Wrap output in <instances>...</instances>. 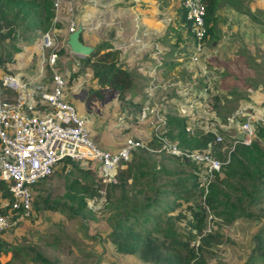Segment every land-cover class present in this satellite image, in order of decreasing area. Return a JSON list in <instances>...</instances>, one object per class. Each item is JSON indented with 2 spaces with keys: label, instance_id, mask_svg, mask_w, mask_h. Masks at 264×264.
I'll return each instance as SVG.
<instances>
[{
  "label": "rangeland",
  "instance_id": "rangeland-1",
  "mask_svg": "<svg viewBox=\"0 0 264 264\" xmlns=\"http://www.w3.org/2000/svg\"><path fill=\"white\" fill-rule=\"evenodd\" d=\"M54 1H57L56 5ZM242 1L241 5L247 7L249 13H255L263 19L260 23L251 20L255 35L253 40L248 37L247 43L243 42L242 36L236 33L230 39L224 38L225 43L215 51L204 40L199 59L190 63L188 56L191 41L187 36L186 25L180 19L182 10L179 0H52L51 21L55 14L57 17L54 22H58L59 26L53 25L56 47L63 48L54 67L63 76L65 98L73 103L85 120L88 130L95 133L97 139L92 135L93 139L98 142V138H105L110 140V144L116 145L127 136H133L150 145L148 141L153 139V133L166 126L167 115L188 113V116L196 114L198 117L195 121L188 118V123L200 132L202 127L213 126L214 120L219 129L224 131L222 125L231 117V126L226 128L227 133L224 132L222 137L223 145L229 146L233 135L237 134V123L245 119V114L242 113L251 109L244 106L246 101H252L247 103L249 105L261 107L263 111L258 110L257 113L264 117V98H259L264 92V49L260 47L258 40L264 39V5L259 7L264 0ZM221 18V22L226 21L222 14ZM71 21L75 26L77 23L81 24L84 43L90 42L95 46L100 41H108L112 48L119 50V63L131 72L130 88L118 93L97 84L90 67L82 61L86 55L72 52L65 42ZM222 24L226 28L225 23ZM18 30L19 27L15 29L16 32ZM6 31L5 26L0 29V33L3 32L4 35ZM42 32L36 30L33 36L26 37L16 35V50L12 51V60L8 62L11 64L13 61L19 67L16 68L14 63V66L8 64L9 71L22 73L24 70V77L33 72L29 69L36 65L39 49L47 53L46 48L37 45ZM228 32V28H218L219 37ZM257 33L260 36L256 37ZM176 34L179 35L178 38ZM7 41L13 40H2L1 44L5 49L9 47ZM198 63L199 70L191 71ZM12 67L14 70H10ZM44 69L49 76V68L44 66ZM201 75L203 83L197 80ZM97 88L99 90L96 92ZM213 102L215 107L212 106ZM146 106L153 110L140 117V112ZM180 109L184 112L181 113ZM157 123L162 126H156ZM255 125L263 129L262 136L256 139L264 148V123ZM150 146L159 148V144ZM225 151L226 149L218 147L216 152L222 157L225 156ZM150 152L154 157L162 158L161 162L168 167H180L179 163L172 161L173 158L183 160L164 151ZM189 163L198 168L199 186L204 179H212L213 174L209 176L201 162ZM61 166L58 163L48 177L34 184L29 215L20 218L0 235L5 238H0L3 243L20 247L18 252L23 255V262L19 264H98L101 259H104L105 264H143L135 257L114 252L110 243L102 241L108 230L106 216L112 211L105 201L103 186L99 189V196L86 197L84 218L69 217L59 208L67 205L64 204L67 200L63 194L69 181L79 179L76 166L90 170L93 178L102 177L100 169L90 160H73L65 168ZM186 166L189 165H181L184 169ZM68 168L72 173L67 171ZM79 181H83V178ZM200 198L202 199V195L197 199ZM47 203H54L57 208L42 206ZM184 204L181 201L180 207ZM248 209L254 213L264 210V201L251 205ZM263 218L255 220L256 218L241 217L224 222L207 210L204 231L216 229L218 225L220 233L219 249L215 250V255H206L207 264H233L234 260L242 261L249 253L252 232ZM183 222L179 220L175 225L184 231L188 228ZM194 240L197 244L198 237ZM36 254L44 260L35 257Z\"/></svg>",
  "mask_w": 264,
  "mask_h": 264
},
{
  "label": "trees",
  "instance_id": "trees-1",
  "mask_svg": "<svg viewBox=\"0 0 264 264\" xmlns=\"http://www.w3.org/2000/svg\"><path fill=\"white\" fill-rule=\"evenodd\" d=\"M201 1L204 5L206 29L204 39L209 46H214L219 39L217 23L222 20L218 12L221 5L236 8L240 14L248 16L255 23L263 20L255 13H249L247 7L241 5L242 0ZM52 16V0H0V29L5 26L7 30L5 35L0 33V64L12 60L11 53L16 50L14 40L17 34L26 37L33 36L36 30L45 31L52 23ZM180 19L185 23L190 39L183 10ZM54 25L59 27L58 22ZM176 37L179 35L176 34ZM7 38L13 41H7L9 47L5 49L1 42ZM79 39L82 40L81 34ZM56 52L61 55L63 48ZM118 53L119 50L112 48L108 41H100L82 61L90 67L99 86L122 93L130 88L132 79L129 69L119 63ZM194 69L199 70L198 66H193L191 71ZM197 80L203 83V76L197 77ZM98 90L97 88L96 92ZM214 103L213 107L216 106ZM167 116L171 128L165 131L163 129L161 133L180 146L205 148L207 141L213 137L211 131L198 137L184 131L186 122L198 119L196 114ZM219 131L224 134L222 130ZM262 131V127L256 125L254 136L248 144H234L228 161L213 173L212 179L207 183L202 199H197L202 195L203 189L198 184V168L195 164L173 158L172 161L179 163L180 167H168L161 162L162 158H156L146 148L138 147L132 151L128 160L121 162L116 168L114 182L104 181L102 177L93 178L90 170L76 166L79 179L69 181L63 194L67 200L64 204L67 205L59 208L69 217L84 218L86 197L99 196V189L103 186L105 201L112 211L106 216L108 230L102 241L110 243L114 252L135 257L143 264H207L206 255H215L220 243L218 225L216 229L204 231L207 210L224 222L241 217L256 218L255 220L264 217V210L254 213L248 209L251 205L264 201V148L256 139L262 136ZM152 138L148 144L157 145L160 142L156 136L152 135ZM217 148L218 145L214 144L211 151L221 158L220 153L216 152ZM59 163L65 168L68 163H73V159L65 157ZM181 165L189 166L184 169ZM67 171L72 173L70 168ZM80 178L83 181H79ZM4 198L10 199V191L0 182V201ZM181 201L185 203L183 207H180ZM42 206L57 208L54 203ZM173 210H176L175 213H171ZM4 211L5 207L0 205V213ZM179 220H183V225L188 229H178L175 223ZM259 222L251 235L249 253L242 261L234 260L233 264H264V218ZM196 237L197 244L194 243ZM1 251L5 249L0 241ZM35 257L44 260L37 254ZM103 260L98 264H105Z\"/></svg>",
  "mask_w": 264,
  "mask_h": 264
},
{
  "label": "built area",
  "instance_id": "built-area-1",
  "mask_svg": "<svg viewBox=\"0 0 264 264\" xmlns=\"http://www.w3.org/2000/svg\"><path fill=\"white\" fill-rule=\"evenodd\" d=\"M179 1L187 20L191 41L188 59L193 63L203 52L206 34L204 5L201 0ZM54 4L56 5L57 1H54ZM56 17L54 14L52 26L40 35V47L46 48L47 53L41 50L35 69L30 75L24 77L23 73L5 70L0 64V182L10 191V199L4 198L0 201V205L5 207V211L0 213V235L20 218L29 215L34 184L48 177L55 165L65 157L90 160L100 169L104 181L114 182L115 170L119 164L128 160L134 149L141 147L153 152L164 151L185 161L201 162L210 176L228 161L229 152L236 142L248 144L254 135L255 124L264 123V117L257 113L258 110L263 111L262 109L255 108L245 112V119L237 123V134L233 135L229 146L223 145V134L218 130L215 120L212 121L213 126L202 127L201 132L193 129L188 122L183 126L184 131L193 136L211 131L213 137L207 141L205 148L191 149L180 146L162 135V130L153 133L160 139L158 149L133 136H127L114 148L101 145L93 139L85 120L76 111L73 103L65 98L63 76L54 67L58 58L57 42L53 33ZM74 27L75 24L69 22L67 32ZM44 66L49 68V76ZM195 66H200V63ZM152 110L146 106L140 112V117ZM183 112L182 110L181 113ZM159 125L160 123L156 124ZM230 126L231 117L222 125L223 133H227L226 128L229 129ZM162 129H165V126ZM214 144L226 149L223 158L211 151ZM209 181L208 178L200 183L203 189L202 197Z\"/></svg>",
  "mask_w": 264,
  "mask_h": 264
},
{
  "label": "crops",
  "instance_id": "crops-1",
  "mask_svg": "<svg viewBox=\"0 0 264 264\" xmlns=\"http://www.w3.org/2000/svg\"><path fill=\"white\" fill-rule=\"evenodd\" d=\"M258 2V1H257ZM263 5H264V3L262 4V5H260L259 7H263ZM218 12H219V14L221 15H223L225 18H226V21L225 22H221V21H218V23H217V27L220 29L221 28V30L222 29H225L226 30V28H228V33H226V35H225V33H222V35H220V37H219V40L217 41V43L213 46L212 45V47H214L213 48V51H215L216 49H218L219 50V48L221 47V44H223V43H225V39H230V38H232V36L234 35V34H236V33H238V34H240L242 37H241V41H243V42H246L247 43V41H248V37H251V40H253V38H254V28H253V26L251 25V23H252V21L248 18H246L243 14H240L237 10H234V8L233 7H231V6H228V5H221L220 7H219V9H218ZM227 17L229 18V19H227ZM219 18H220V16H219ZM220 20V19H219ZM222 23H225V25H226V28H225V26L222 24ZM253 24V23H252ZM248 34L249 35H251V36H248ZM257 35L258 36H260L258 33L256 34V37H257ZM261 35H263V34H261ZM82 37V36H81ZM225 38V39H224ZM224 39V42H222V40ZM37 40V39H36ZM258 40H259V42L261 43V48L262 49H264V47H263V45H264V39H262V38H258ZM83 41V40H82ZM87 44V43H86ZM88 44H91L90 42H88ZM37 45L39 46L40 45V43L38 42L37 43ZM92 45V44H91ZM40 52H41V49H39V53H37V56H39V54H40ZM205 57V56H204ZM15 64V67L17 68V67H19V65L18 64H16L15 62H13L12 61V63L10 64L9 62H5L2 66H3V68L5 69V70H8V68H7V65L8 64H10V65H12V64ZM14 64H13V66H14ZM13 68V67H12ZM10 69V70H14V68L13 69ZM35 69V65L32 67V69H29V70H34ZM27 70V69H26ZM219 70H222V69H220L219 68ZM23 72H25L24 70H22ZM13 72V71H12ZM22 72V73H23ZM14 73H16V72H14ZM21 74V73H20ZM260 99L261 98H264V92H262V94H261V96L259 97ZM248 102H252V101H246V103H245V107L246 108H251L250 110L252 111V110H254L255 108H257V109H262L261 107H259V106H257V107H254L253 105H249V104H247ZM247 112H248V110H247ZM167 119H168V116L166 117V123H165V125L167 126H165L166 127V130L167 129H170L171 128V126L169 125V123H168V121H167ZM220 123H222V122H220ZM224 125V124H223ZM219 130H222V129H219ZM223 131V130H222ZM91 132V131H90ZM91 135H93V137L95 138V139H97V137H95V133H90ZM98 142L101 144V145H103V146H109V148H114L115 146H117V145H119L122 141H120L119 143H117L116 145L114 144V145H112V144H110V140H106L105 138H103V139H99L98 138ZM34 188H33V193H34ZM2 236H0V238H1ZM2 238H4V237H2ZM5 239V238H4ZM6 239H7V236H6ZM0 241H1V239H0ZM1 243H2V246H3V248L5 249V251H1L0 252V264H3L4 262H9L10 264H19V262H23V258H22V254H20L21 252H18L19 250H20V247H16L15 245H10V244H5V243H3L2 241H1Z\"/></svg>",
  "mask_w": 264,
  "mask_h": 264
},
{
  "label": "water",
  "instance_id": "water-1",
  "mask_svg": "<svg viewBox=\"0 0 264 264\" xmlns=\"http://www.w3.org/2000/svg\"><path fill=\"white\" fill-rule=\"evenodd\" d=\"M81 29H82L81 24L77 23L75 28H73L67 33L65 42L72 52L87 55L92 51L93 46L86 44L79 39Z\"/></svg>",
  "mask_w": 264,
  "mask_h": 264
},
{
  "label": "clouds",
  "instance_id": "clouds-1",
  "mask_svg": "<svg viewBox=\"0 0 264 264\" xmlns=\"http://www.w3.org/2000/svg\"><path fill=\"white\" fill-rule=\"evenodd\" d=\"M180 6H181V5H180ZM181 10H182V8H181ZM80 34H81V33H80ZM204 40H205V39H204ZM188 60H189V59H188ZM242 114H244V113H242ZM242 114H241V115H242ZM192 136H193V135H192Z\"/></svg>",
  "mask_w": 264,
  "mask_h": 264
}]
</instances>
